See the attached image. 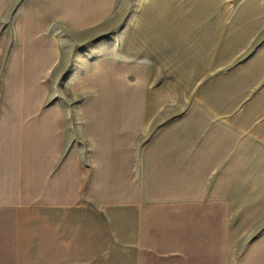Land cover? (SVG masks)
I'll use <instances>...</instances> for the list:
<instances>
[{
    "label": "crops",
    "instance_id": "1",
    "mask_svg": "<svg viewBox=\"0 0 264 264\" xmlns=\"http://www.w3.org/2000/svg\"><path fill=\"white\" fill-rule=\"evenodd\" d=\"M228 2L190 92L155 106L123 165L97 64H70L79 26L0 0V264H264V0Z\"/></svg>",
    "mask_w": 264,
    "mask_h": 264
},
{
    "label": "rangeland",
    "instance_id": "2",
    "mask_svg": "<svg viewBox=\"0 0 264 264\" xmlns=\"http://www.w3.org/2000/svg\"><path fill=\"white\" fill-rule=\"evenodd\" d=\"M58 13L79 27L70 64L75 75L89 62L96 65L87 80L93 83V104L106 106L108 152H121L123 165L133 152L134 132L155 106L174 100L180 87L186 94L212 52L206 47L202 29L221 26V14L229 9L228 0H52ZM204 12V13H203ZM212 14L201 18V14ZM215 14L217 16H215ZM93 24L87 25L88 23ZM209 20V25L200 23ZM83 26V27H82ZM224 51V50H223ZM94 52V53H92ZM222 52V50H221ZM119 54L128 60L116 57ZM221 54V53H220ZM104 59L97 63L99 59ZM74 63V64H73ZM134 70L135 77L126 73ZM69 75L72 72L68 71ZM164 77L154 88V76ZM134 80L133 82L129 80ZM158 80L155 81L158 82ZM138 152V145L135 149ZM121 162V161H120ZM109 164V162H108ZM124 167V166H123ZM128 167V166H127ZM124 169V173H125ZM111 185L108 203L118 195ZM123 200L131 197L129 184L123 185Z\"/></svg>",
    "mask_w": 264,
    "mask_h": 264
}]
</instances>
